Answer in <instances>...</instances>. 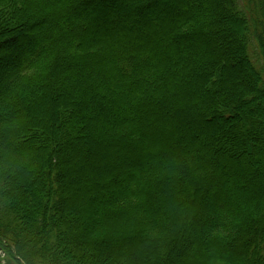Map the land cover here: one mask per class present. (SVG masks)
Here are the masks:
<instances>
[{"label":"trees","instance_id":"16d2710c","mask_svg":"<svg viewBox=\"0 0 264 264\" xmlns=\"http://www.w3.org/2000/svg\"><path fill=\"white\" fill-rule=\"evenodd\" d=\"M0 250L264 264V0H0Z\"/></svg>","mask_w":264,"mask_h":264},{"label":"rangeland","instance_id":"374dc122","mask_svg":"<svg viewBox=\"0 0 264 264\" xmlns=\"http://www.w3.org/2000/svg\"><path fill=\"white\" fill-rule=\"evenodd\" d=\"M242 3L243 4H247V0H242Z\"/></svg>","mask_w":264,"mask_h":264}]
</instances>
